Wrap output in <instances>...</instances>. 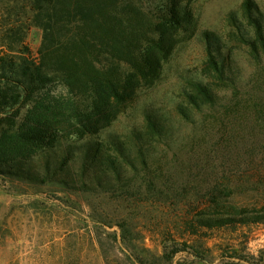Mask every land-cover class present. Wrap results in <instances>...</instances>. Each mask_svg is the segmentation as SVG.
I'll use <instances>...</instances> for the list:
<instances>
[{
    "label": "rangeland",
    "instance_id": "obj_1",
    "mask_svg": "<svg viewBox=\"0 0 264 264\" xmlns=\"http://www.w3.org/2000/svg\"><path fill=\"white\" fill-rule=\"evenodd\" d=\"M246 1L257 6L264 28V0L119 1L116 13L136 36L135 62L173 5L190 20L177 30V45L155 84L139 87L109 127L0 168V264H264V223L208 228L205 222L241 212L264 216V107L260 114L247 105L226 115L189 110L192 123L176 111L186 106L190 82L213 81L205 66V32L220 40L236 86L250 88L257 68L240 40L241 33L253 35ZM30 15L26 0H0V54L37 59L41 34ZM132 63L108 58L99 65L121 84ZM214 83L218 96L230 100L225 86ZM74 90L53 83L39 91L19 106L13 131L29 124L36 105L71 101L87 112L91 94ZM146 114L165 125L162 138L145 135ZM111 141L124 144L128 162H122L120 180L101 172V187H93L94 166L83 145Z\"/></svg>",
    "mask_w": 264,
    "mask_h": 264
},
{
    "label": "trees",
    "instance_id": "obj_2",
    "mask_svg": "<svg viewBox=\"0 0 264 264\" xmlns=\"http://www.w3.org/2000/svg\"><path fill=\"white\" fill-rule=\"evenodd\" d=\"M119 1L26 0L31 25L39 30L41 41L37 59H32L29 53L22 58L10 53L0 54V129L6 128L0 135V168L6 167L8 163L31 159L53 148L58 142L80 141L96 136L125 110L139 87H151L158 80L163 64L177 45L175 34L184 21L190 20V16L187 12L180 16L177 4L173 5L170 16L152 27L156 40H150L140 50L135 62L133 53L136 36L124 26L122 17L116 13ZM243 7L253 35L249 37L247 33H241L240 40L249 47L257 68L251 86L245 91L236 86L226 67L225 58L221 56L220 40L205 32V66L213 81H192L189 90L183 92L186 106H178L176 111L186 123L193 122L189 110L217 111L226 115L227 111L234 113V109L247 105L260 114L264 107V28L257 6L246 1ZM108 58L133 62V70L121 84L101 69L99 64ZM214 82L225 86L226 91L230 92V100L225 102L218 96L216 92L220 86ZM53 83L65 86L70 93L76 88L90 93V109L79 112L71 101H57L55 106L36 105L28 114L29 124L14 132L19 106ZM144 127L145 135L150 138H162L166 133L165 125L150 114L145 115ZM132 135L137 141H144L141 133ZM83 147L86 149L84 156L89 159L88 164L94 166L91 175L93 187H101L97 176L101 172H110L116 180H120L122 162H128L123 143L111 141L104 145L88 142ZM259 151L264 154V147ZM260 161L264 162V156ZM84 165L82 175L89 171ZM0 172L4 171L0 169ZM73 183L76 184V180ZM210 194L215 199L216 192ZM224 194L226 197L230 195L229 192ZM241 213L207 219L205 222L208 228L264 223V216L260 214Z\"/></svg>",
    "mask_w": 264,
    "mask_h": 264
}]
</instances>
